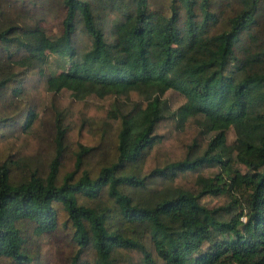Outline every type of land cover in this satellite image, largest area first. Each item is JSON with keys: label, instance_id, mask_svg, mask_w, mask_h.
<instances>
[{"label": "trees", "instance_id": "trees-1", "mask_svg": "<svg viewBox=\"0 0 264 264\" xmlns=\"http://www.w3.org/2000/svg\"><path fill=\"white\" fill-rule=\"evenodd\" d=\"M0 264H264V0H0Z\"/></svg>", "mask_w": 264, "mask_h": 264}, {"label": "rangeland", "instance_id": "rangeland-1", "mask_svg": "<svg viewBox=\"0 0 264 264\" xmlns=\"http://www.w3.org/2000/svg\"><path fill=\"white\" fill-rule=\"evenodd\" d=\"M67 68V61L64 57H57L54 54H50L49 62H48V70L50 72H58L62 71ZM235 139V134L233 130H229L227 133V142L232 143ZM235 168L241 169L242 171L245 170V167L241 164H236ZM214 202L210 204V206L213 205Z\"/></svg>", "mask_w": 264, "mask_h": 264}]
</instances>
